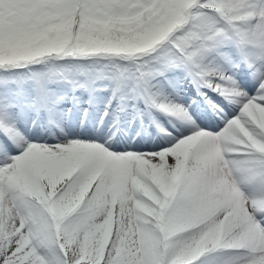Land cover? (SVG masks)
Masks as SVG:
<instances>
[{
	"label": "snow or ice",
	"instance_id": "obj_1",
	"mask_svg": "<svg viewBox=\"0 0 264 264\" xmlns=\"http://www.w3.org/2000/svg\"><path fill=\"white\" fill-rule=\"evenodd\" d=\"M0 264H264V0H0Z\"/></svg>",
	"mask_w": 264,
	"mask_h": 264
}]
</instances>
